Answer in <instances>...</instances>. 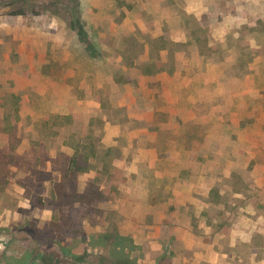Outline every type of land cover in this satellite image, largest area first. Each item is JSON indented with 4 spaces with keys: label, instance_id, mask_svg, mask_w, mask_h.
<instances>
[{
    "label": "rangeland",
    "instance_id": "374dc122",
    "mask_svg": "<svg viewBox=\"0 0 264 264\" xmlns=\"http://www.w3.org/2000/svg\"><path fill=\"white\" fill-rule=\"evenodd\" d=\"M202 177L264 215V0H0V264H192Z\"/></svg>",
    "mask_w": 264,
    "mask_h": 264
},
{
    "label": "crops",
    "instance_id": "0c3cea01",
    "mask_svg": "<svg viewBox=\"0 0 264 264\" xmlns=\"http://www.w3.org/2000/svg\"><path fill=\"white\" fill-rule=\"evenodd\" d=\"M202 180L199 185L195 184L198 190L195 194L204 196L205 201L198 204L191 201L193 197H189L190 210L194 211L195 219L175 217L172 236L167 239L189 251L192 264H264V215L253 212L251 207L241 208L245 213H241L225 229L221 221L206 219L205 209L212 204L207 197L208 178L202 177Z\"/></svg>",
    "mask_w": 264,
    "mask_h": 264
},
{
    "label": "trees",
    "instance_id": "16d2710c",
    "mask_svg": "<svg viewBox=\"0 0 264 264\" xmlns=\"http://www.w3.org/2000/svg\"><path fill=\"white\" fill-rule=\"evenodd\" d=\"M72 163L76 164V160L75 157L72 158ZM78 169L84 171L86 168H80L79 166H77ZM121 242V238H118V240H115L113 243V246H117L120 245ZM33 262V261H32ZM112 262L114 264H135L133 261H131L128 257H116L112 259ZM43 264V263H41Z\"/></svg>",
    "mask_w": 264,
    "mask_h": 264
}]
</instances>
